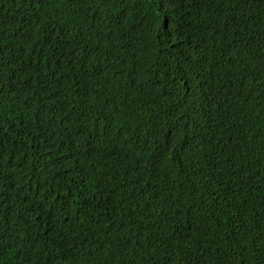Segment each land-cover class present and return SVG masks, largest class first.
<instances>
[{"label": "trees", "instance_id": "obj_1", "mask_svg": "<svg viewBox=\"0 0 264 264\" xmlns=\"http://www.w3.org/2000/svg\"><path fill=\"white\" fill-rule=\"evenodd\" d=\"M0 264H264V0H0Z\"/></svg>", "mask_w": 264, "mask_h": 264}]
</instances>
